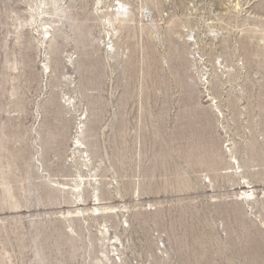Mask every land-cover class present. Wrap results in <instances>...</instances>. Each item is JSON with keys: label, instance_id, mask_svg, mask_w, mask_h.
Masks as SVG:
<instances>
[{"label": "rangeland", "instance_id": "1", "mask_svg": "<svg viewBox=\"0 0 264 264\" xmlns=\"http://www.w3.org/2000/svg\"><path fill=\"white\" fill-rule=\"evenodd\" d=\"M0 264H264V0H0Z\"/></svg>", "mask_w": 264, "mask_h": 264}]
</instances>
